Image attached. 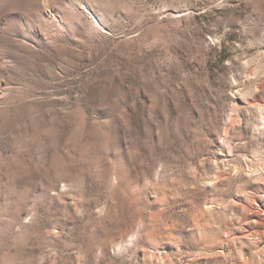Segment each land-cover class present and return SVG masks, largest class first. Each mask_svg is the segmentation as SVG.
I'll return each instance as SVG.
<instances>
[{
  "label": "rangeland",
  "instance_id": "374dc122",
  "mask_svg": "<svg viewBox=\"0 0 264 264\" xmlns=\"http://www.w3.org/2000/svg\"><path fill=\"white\" fill-rule=\"evenodd\" d=\"M0 264H264V0H0Z\"/></svg>",
  "mask_w": 264,
  "mask_h": 264
}]
</instances>
